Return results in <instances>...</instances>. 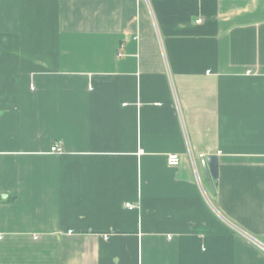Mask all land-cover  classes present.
Segmentation results:
<instances>
[{"label": "crops", "instance_id": "crops-1", "mask_svg": "<svg viewBox=\"0 0 264 264\" xmlns=\"http://www.w3.org/2000/svg\"><path fill=\"white\" fill-rule=\"evenodd\" d=\"M262 247L264 0H0V264Z\"/></svg>", "mask_w": 264, "mask_h": 264}, {"label": "water", "instance_id": "water-1", "mask_svg": "<svg viewBox=\"0 0 264 264\" xmlns=\"http://www.w3.org/2000/svg\"><path fill=\"white\" fill-rule=\"evenodd\" d=\"M217 164L218 162H217L216 156H209L205 160L202 161L205 178L208 181L212 192L215 191L214 189L216 186Z\"/></svg>", "mask_w": 264, "mask_h": 264}, {"label": "built area", "instance_id": "built-area-1", "mask_svg": "<svg viewBox=\"0 0 264 264\" xmlns=\"http://www.w3.org/2000/svg\"><path fill=\"white\" fill-rule=\"evenodd\" d=\"M51 151L59 153L61 150L58 146H53L51 148ZM179 163H180V158L176 154H169L166 158V164L170 167H176L179 165ZM126 207L131 208L129 204H126ZM262 249L264 250V247H262Z\"/></svg>", "mask_w": 264, "mask_h": 264}]
</instances>
